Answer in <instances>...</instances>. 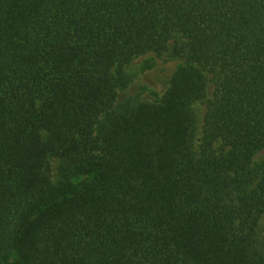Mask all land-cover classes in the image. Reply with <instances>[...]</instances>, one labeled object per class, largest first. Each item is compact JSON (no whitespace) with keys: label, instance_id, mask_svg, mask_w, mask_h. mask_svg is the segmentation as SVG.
I'll return each instance as SVG.
<instances>
[{"label":"trees","instance_id":"1","mask_svg":"<svg viewBox=\"0 0 264 264\" xmlns=\"http://www.w3.org/2000/svg\"><path fill=\"white\" fill-rule=\"evenodd\" d=\"M148 52L183 64L117 108ZM260 152L264 0H0V264H264Z\"/></svg>","mask_w":264,"mask_h":264},{"label":"rangeland","instance_id":"2","mask_svg":"<svg viewBox=\"0 0 264 264\" xmlns=\"http://www.w3.org/2000/svg\"><path fill=\"white\" fill-rule=\"evenodd\" d=\"M183 64L182 59L173 57L168 53L157 54L148 52L140 55L124 67L121 75L117 76V100L116 107H127L139 102H159L165 94L172 75ZM207 77V93L201 102L193 105V112L197 119L196 145L199 144L203 116L206 103L211 98L213 84L210 82V75ZM53 176L57 177L56 164L51 161ZM264 164V152H260L253 159V165ZM260 232L264 237V217L260 221Z\"/></svg>","mask_w":264,"mask_h":264}]
</instances>
